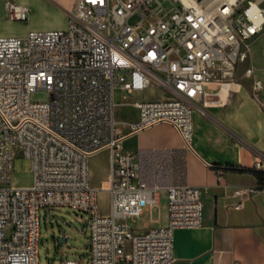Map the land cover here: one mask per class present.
Listing matches in <instances>:
<instances>
[{
    "label": "built area",
    "instance_id": "1",
    "mask_svg": "<svg viewBox=\"0 0 264 264\" xmlns=\"http://www.w3.org/2000/svg\"><path fill=\"white\" fill-rule=\"evenodd\" d=\"M7 8L28 19L27 6ZM263 32L264 0H75L64 29L0 36V264H39L41 210L60 206L89 215V264H174L175 230L203 223L201 189L167 187L165 225L127 224L158 204L160 187L140 179L135 153L123 147L115 93L166 89L168 99L133 101L130 128L169 122L191 147L205 86L229 83ZM262 87L255 79L253 90ZM40 90L46 99H33ZM106 148L111 174L94 187L89 158ZM17 157L30 160L31 185L12 182ZM100 191L110 194L109 213Z\"/></svg>",
    "mask_w": 264,
    "mask_h": 264
},
{
    "label": "crops",
    "instance_id": "2",
    "mask_svg": "<svg viewBox=\"0 0 264 264\" xmlns=\"http://www.w3.org/2000/svg\"><path fill=\"white\" fill-rule=\"evenodd\" d=\"M74 1L0 0V36L64 29ZM8 2L27 6L28 19L12 18ZM247 65L254 69L250 77L244 74ZM255 79L263 84L257 93ZM205 90L204 112L194 109L192 114L191 147H186L179 130L169 122L137 131L130 128L138 120L133 101L168 99L172 95L166 89L152 84L129 99L120 97L115 118L124 135L123 147L135 153L140 179L160 187L159 202L171 185L201 189L203 223L175 230L174 264H264V191L242 190L264 185V176L258 174L264 175V55H255L254 61L251 52L229 83L207 85ZM111 159L108 148L90 156L94 187L110 177ZM151 220L154 225L142 229L165 225L168 205L164 214Z\"/></svg>",
    "mask_w": 264,
    "mask_h": 264
},
{
    "label": "rangeland",
    "instance_id": "3",
    "mask_svg": "<svg viewBox=\"0 0 264 264\" xmlns=\"http://www.w3.org/2000/svg\"><path fill=\"white\" fill-rule=\"evenodd\" d=\"M249 42L255 61V55H264V32L255 36ZM46 97V93L41 90L33 95V99L37 100H44ZM115 97L117 100L120 98L118 90ZM12 182L19 186H28L33 183V173L28 158L17 157L14 160ZM99 203L103 213L111 211L108 191L99 192ZM167 205V195L162 192L160 202L151 211L146 210L136 218H127L126 222L131 227L138 229L150 227L154 225L151 217L157 218L159 215L164 214ZM41 214L42 232L39 243V264H65V260H76L77 264H89V226L82 227V223L88 221L89 215L67 206L43 208ZM62 232L66 236L65 241L59 240Z\"/></svg>",
    "mask_w": 264,
    "mask_h": 264
},
{
    "label": "water",
    "instance_id": "4",
    "mask_svg": "<svg viewBox=\"0 0 264 264\" xmlns=\"http://www.w3.org/2000/svg\"><path fill=\"white\" fill-rule=\"evenodd\" d=\"M86 226H88V221H84L82 223V227L83 228L86 227ZM59 240L60 241H65L66 240V236H65V234L63 232L60 234Z\"/></svg>",
    "mask_w": 264,
    "mask_h": 264
},
{
    "label": "trees",
    "instance_id": "5",
    "mask_svg": "<svg viewBox=\"0 0 264 264\" xmlns=\"http://www.w3.org/2000/svg\"><path fill=\"white\" fill-rule=\"evenodd\" d=\"M258 174L261 175V176H264L263 172L258 171Z\"/></svg>",
    "mask_w": 264,
    "mask_h": 264
},
{
    "label": "bare ground",
    "instance_id": "6",
    "mask_svg": "<svg viewBox=\"0 0 264 264\" xmlns=\"http://www.w3.org/2000/svg\"><path fill=\"white\" fill-rule=\"evenodd\" d=\"M227 97V96H226Z\"/></svg>",
    "mask_w": 264,
    "mask_h": 264
}]
</instances>
